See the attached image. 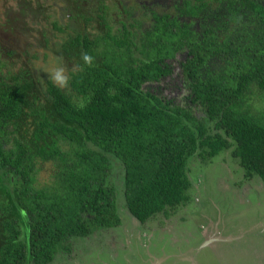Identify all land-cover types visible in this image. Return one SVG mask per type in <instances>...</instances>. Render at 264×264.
<instances>
[{"label":"trees","instance_id":"trees-1","mask_svg":"<svg viewBox=\"0 0 264 264\" xmlns=\"http://www.w3.org/2000/svg\"><path fill=\"white\" fill-rule=\"evenodd\" d=\"M62 1L52 49L82 66L70 92L0 45V264H47L120 225V193L137 220L167 218L190 199L192 158L230 150L264 183V0ZM181 52L184 101L145 90Z\"/></svg>","mask_w":264,"mask_h":264},{"label":"rangeland","instance_id":"rangeland-1","mask_svg":"<svg viewBox=\"0 0 264 264\" xmlns=\"http://www.w3.org/2000/svg\"><path fill=\"white\" fill-rule=\"evenodd\" d=\"M52 1L0 0L2 49L12 51L10 60L32 64L42 78L57 64L73 67L52 49L60 34L52 31L51 21L66 13L62 0ZM184 56L178 53L170 61V75L143 88L183 102L187 90L179 62ZM189 168L190 199L172 215L141 222L124 207L120 193V225L69 237L47 264H264V183L258 176L244 178L230 150L208 163L192 158Z\"/></svg>","mask_w":264,"mask_h":264},{"label":"clouds","instance_id":"clouds-1","mask_svg":"<svg viewBox=\"0 0 264 264\" xmlns=\"http://www.w3.org/2000/svg\"><path fill=\"white\" fill-rule=\"evenodd\" d=\"M82 60L84 64L90 65L92 63L93 57L88 53H83ZM81 70L82 66L79 64L74 65L70 71L62 64H57L55 67L47 69L48 79L57 88L70 92V80L72 79V75ZM74 103L77 107L83 108L87 103V99L85 97L75 98Z\"/></svg>","mask_w":264,"mask_h":264},{"label":"flooded vegetation","instance_id":"flooded-vegetation-1","mask_svg":"<svg viewBox=\"0 0 264 264\" xmlns=\"http://www.w3.org/2000/svg\"><path fill=\"white\" fill-rule=\"evenodd\" d=\"M134 1V0H133ZM141 4H147L148 6H152V4L155 6V8H159V6H164V8H161L162 12H170L171 13H177L178 9L175 6L176 3H179L180 0H136ZM190 17H187L186 20L189 21ZM196 26H198L197 23H195ZM182 53V52H181ZM186 55V52H183ZM177 56V55H176ZM185 58V56H184ZM183 58V59H184ZM204 237L205 234L203 233Z\"/></svg>","mask_w":264,"mask_h":264},{"label":"crops","instance_id":"crops-1","mask_svg":"<svg viewBox=\"0 0 264 264\" xmlns=\"http://www.w3.org/2000/svg\"><path fill=\"white\" fill-rule=\"evenodd\" d=\"M210 239V238H209Z\"/></svg>","mask_w":264,"mask_h":264}]
</instances>
